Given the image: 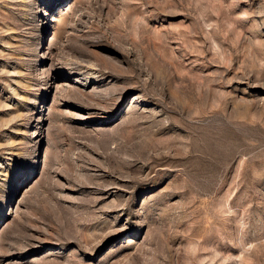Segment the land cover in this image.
Here are the masks:
<instances>
[{
    "label": "rangeland",
    "instance_id": "obj_1",
    "mask_svg": "<svg viewBox=\"0 0 264 264\" xmlns=\"http://www.w3.org/2000/svg\"><path fill=\"white\" fill-rule=\"evenodd\" d=\"M0 264H264V0H0Z\"/></svg>",
    "mask_w": 264,
    "mask_h": 264
}]
</instances>
